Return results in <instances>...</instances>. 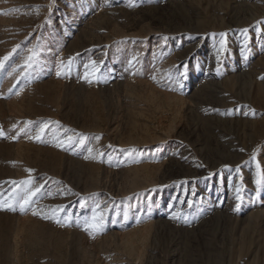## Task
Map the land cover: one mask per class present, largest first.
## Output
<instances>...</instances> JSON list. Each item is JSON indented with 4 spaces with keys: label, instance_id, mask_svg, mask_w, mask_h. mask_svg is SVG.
<instances>
[{
    "label": "rangeland",
    "instance_id": "1",
    "mask_svg": "<svg viewBox=\"0 0 264 264\" xmlns=\"http://www.w3.org/2000/svg\"><path fill=\"white\" fill-rule=\"evenodd\" d=\"M6 56L0 264H264V0H0Z\"/></svg>",
    "mask_w": 264,
    "mask_h": 264
},
{
    "label": "snow or ice",
    "instance_id": "2",
    "mask_svg": "<svg viewBox=\"0 0 264 264\" xmlns=\"http://www.w3.org/2000/svg\"><path fill=\"white\" fill-rule=\"evenodd\" d=\"M244 31L246 32L247 30H244ZM219 35H221V36H225L226 34H225V33H220ZM221 43H222V45H223L225 42L222 41ZM29 51L31 52V50H29ZM34 55H35V54L33 53L32 55H29V56L27 57V60H26V63H25V66H26V67H31V63H30V61H32ZM7 59H8L7 56L4 57L3 59H0V66H3L4 60H7ZM86 67H87V65H86ZM59 74H60V73L58 72L57 75H59ZM29 123H30V122H29ZM45 127H47V125H45ZM39 131H40V133H43V132H44V127H41ZM0 134H2V131H0ZM37 138H39V137H37ZM68 139H69V141H70V140H71V137H69ZM257 167H259V165H257ZM28 171H32V170L29 169ZM11 183L16 184L15 181H12ZM21 183H23V184H30L31 181H30V180H29V181H23V182H21ZM256 184H257V185H260V184H261V178L259 177V174H258V178H257V180H256ZM39 191H40V188H39V187H35V188H33V187H28V188L25 189V192H24L22 195L18 196V200H19V203H20V210H21V211H23V210L25 209L26 206H29V205H30V203L32 202L33 197H34ZM240 191H241V190H240V188L238 187V188L236 189V192H237V197H236V198H237V200H240V199H241V196L239 195ZM97 207H99V206H97ZM237 207H239V205H237ZM13 210H15V209H13ZM92 220H93V221L96 220V216H95V215L92 217ZM86 227L98 228V227H99V224L93 222V223H91V224L86 225Z\"/></svg>",
    "mask_w": 264,
    "mask_h": 264
},
{
    "label": "bare ground",
    "instance_id": "3",
    "mask_svg": "<svg viewBox=\"0 0 264 264\" xmlns=\"http://www.w3.org/2000/svg\"><path fill=\"white\" fill-rule=\"evenodd\" d=\"M243 79V78H242ZM244 85V84H243ZM217 86V85H216ZM246 86V85H245ZM243 88V87H242Z\"/></svg>",
    "mask_w": 264,
    "mask_h": 264
}]
</instances>
